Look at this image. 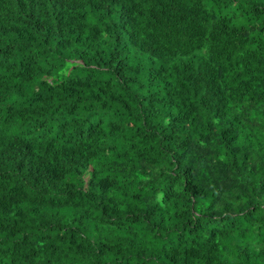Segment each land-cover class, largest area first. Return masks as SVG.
<instances>
[{
	"label": "trees",
	"instance_id": "obj_1",
	"mask_svg": "<svg viewBox=\"0 0 264 264\" xmlns=\"http://www.w3.org/2000/svg\"><path fill=\"white\" fill-rule=\"evenodd\" d=\"M0 264H264V0H0Z\"/></svg>",
	"mask_w": 264,
	"mask_h": 264
}]
</instances>
